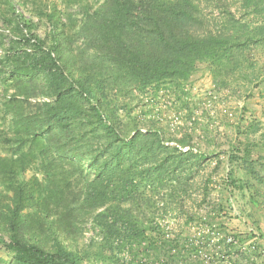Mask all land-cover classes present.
Instances as JSON below:
<instances>
[{
  "label": "trees",
  "instance_id": "trees-1",
  "mask_svg": "<svg viewBox=\"0 0 264 264\" xmlns=\"http://www.w3.org/2000/svg\"><path fill=\"white\" fill-rule=\"evenodd\" d=\"M201 68L263 91L264 0H0V264H202L186 225L228 235L235 195L262 236L264 111L219 144Z\"/></svg>",
  "mask_w": 264,
  "mask_h": 264
},
{
  "label": "built area",
  "instance_id": "built-area-1",
  "mask_svg": "<svg viewBox=\"0 0 264 264\" xmlns=\"http://www.w3.org/2000/svg\"><path fill=\"white\" fill-rule=\"evenodd\" d=\"M211 88V99L206 102L204 106L213 113L212 102H216L218 99H220L221 94L213 91V85ZM200 114L201 112H197V115ZM169 119L172 120L173 126H178L182 123V120L174 113L169 116ZM188 125L190 126L192 123L189 122ZM170 145L175 146L174 143H170ZM198 145L199 144H197L196 147H178L184 152L192 150L197 153L199 151ZM215 164L216 161L213 163V165ZM231 211L234 216L241 218L244 223H246L245 219L242 217L232 201ZM161 225L167 233V237L170 238H172L175 233L179 231L180 227L176 220H165L161 222ZM185 229L190 235V241L198 249V255L201 257L202 264H252V262L254 264H264V249L259 247L261 236L259 232L249 223L247 224L246 231H230L228 235H223L215 225H208L202 221L190 222L186 225ZM90 235L91 233L87 234L88 237ZM234 235H237L240 238L248 236L250 237V240L242 245H239L237 249H232L231 246L234 242ZM206 237L209 241L205 240ZM221 241H224V243L221 244ZM252 251H255L258 256H252ZM195 257L196 256H194V258Z\"/></svg>",
  "mask_w": 264,
  "mask_h": 264
},
{
  "label": "rangeland",
  "instance_id": "rangeland-1",
  "mask_svg": "<svg viewBox=\"0 0 264 264\" xmlns=\"http://www.w3.org/2000/svg\"><path fill=\"white\" fill-rule=\"evenodd\" d=\"M233 10L235 11V7L233 8ZM205 74V69L201 68L193 78L192 85L197 98H199L203 102H208L211 99L210 93L212 91V80H209L210 76H205ZM261 96L262 94L258 93L249 100H247L244 95L241 97L221 96L220 99H218L216 102H212L213 113L211 112V110L206 108L208 110V113L207 115H205V117L201 118L203 120L201 122V125L208 126L213 134L216 133L218 135L217 141L220 144L226 140V135H229L233 131L235 122L241 116V110L245 104L248 106L250 113H255L256 116H259L262 109V104L260 103L262 101ZM202 141V143L200 142V147L210 152L211 147H209L207 143L204 142V140ZM215 161L216 159L212 160V166ZM223 175L224 173L223 171H221L213 179L214 183L212 186L211 198L214 201H219L222 198L224 199L221 192V184L224 178ZM231 201L238 209L242 217L245 219L246 223H244L241 218L234 216L231 210L228 211L226 218H223V220L221 221L232 231H246L247 224L251 223L246 218V215L250 213L249 208L251 209V207H248L247 204H245L244 200L241 199L238 195H235V197L231 199Z\"/></svg>",
  "mask_w": 264,
  "mask_h": 264
},
{
  "label": "crops",
  "instance_id": "crops-1",
  "mask_svg": "<svg viewBox=\"0 0 264 264\" xmlns=\"http://www.w3.org/2000/svg\"><path fill=\"white\" fill-rule=\"evenodd\" d=\"M205 76H210L207 72H206V74H205ZM209 80H211V77H210V79ZM212 82V81H211ZM213 84H211V86H212ZM261 94H262V101L260 102L261 104H262V109H261V111H260V114L259 115H261V112L262 111H264V89H263V91L261 92ZM262 121H263V127H264V119H262ZM260 230H261V238H260V241H259V246L261 247V248H263L264 249V220H261L260 221ZM236 232H238V231H236ZM242 232V231H241Z\"/></svg>",
  "mask_w": 264,
  "mask_h": 264
}]
</instances>
